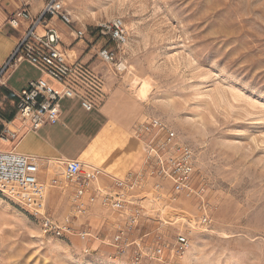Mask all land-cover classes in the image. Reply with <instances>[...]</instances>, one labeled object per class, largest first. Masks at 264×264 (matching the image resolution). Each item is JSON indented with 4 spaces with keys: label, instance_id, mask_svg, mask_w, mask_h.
Masks as SVG:
<instances>
[{
    "label": "rangeland",
    "instance_id": "rangeland-1",
    "mask_svg": "<svg viewBox=\"0 0 264 264\" xmlns=\"http://www.w3.org/2000/svg\"><path fill=\"white\" fill-rule=\"evenodd\" d=\"M64 5L72 20L61 34L68 54L81 60L93 46L97 58L101 47L113 49L126 69L104 63V70L136 101L137 123L161 119L193 149L195 188L203 189L210 224L200 222L204 208L197 195L173 199L168 180L156 192L154 180L146 178L133 193L146 209L131 231L138 244L120 250L112 238L126 220L123 211L90 206L86 216L74 219L77 231L91 234L87 240L57 237L45 231L44 215L0 192V264H135L137 253L155 248L159 235L169 260L139 264H264V0ZM115 17L128 31L123 47L98 30ZM77 30L85 31L83 38L74 36ZM11 98L0 94L7 114L15 109ZM141 144L133 129L113 131L81 160L124 177L133 150L143 155ZM60 184L46 199V214L59 223L76 203L74 184L65 178ZM179 234L191 243L181 256L172 252Z\"/></svg>",
    "mask_w": 264,
    "mask_h": 264
},
{
    "label": "built area",
    "instance_id": "built-area-1",
    "mask_svg": "<svg viewBox=\"0 0 264 264\" xmlns=\"http://www.w3.org/2000/svg\"><path fill=\"white\" fill-rule=\"evenodd\" d=\"M52 19L68 26L72 23L71 16L65 11L64 0H48L42 11L31 17L23 7L10 18V25L18 27L22 21L29 23L24 35L10 56L0 63V88H6L7 77L22 63H28L38 69L48 78H38L14 96V118L21 124L36 131L45 124L58 123L62 115L61 101L66 97H74V85L86 81L87 88L82 98L83 106L91 110L94 107L93 99H97L100 81L93 77L88 67L79 63L63 48L61 32L50 23ZM47 24L43 30L41 25ZM98 30L108 35L118 47H123L128 41V31L124 20L115 17L108 23L98 26ZM76 38H83L84 30H77ZM98 58L108 64H115L118 70L123 71L122 62L117 63L116 52L108 47H101ZM50 80L63 85L62 90L55 89ZM1 120V119H0ZM2 139H15L20 128L13 125V119L1 120ZM135 136L141 140L145 152V161L148 170L138 173H128L119 177L94 164H88L80 159H65L63 177L54 176L49 182L39 178L42 160L33 155H26L12 150H0V192L22 208L34 215H44L45 231L57 237L77 236L81 240L90 237L88 231H77L74 219L86 216L90 206L100 204L116 211H123L126 220L119 227L112 238V244L120 250L134 244L137 240L131 237V231L144 216L145 206L142 198L134 197L136 188L143 184L146 178L153 181V189L158 192L163 187V181L171 183L173 199L181 193L197 195L204 208L200 222L210 224V217L204 207L203 189L195 188L196 157L193 149L179 142L172 129L161 119L150 118L138 123L134 129ZM61 174V175H62ZM103 176L112 180V185L101 182ZM61 178L69 179L74 184V199L76 203L73 211L68 213L62 222H57L46 214V199L50 188L60 184ZM62 187V186H60ZM162 236H157L155 248L142 251L135 256L134 263L142 260L167 262L165 255L167 245L161 243ZM190 239L185 234H179L173 248L177 256L189 250ZM174 255V254H172Z\"/></svg>",
    "mask_w": 264,
    "mask_h": 264
},
{
    "label": "crops",
    "instance_id": "crops-1",
    "mask_svg": "<svg viewBox=\"0 0 264 264\" xmlns=\"http://www.w3.org/2000/svg\"><path fill=\"white\" fill-rule=\"evenodd\" d=\"M47 1L0 0V63H3L10 56L29 25L28 22L22 21L18 27H14L10 25V18L23 7L28 10L31 17H36ZM50 23L54 24L61 34L66 29V25L56 19H52ZM46 25H41L39 30H43ZM95 48L96 46H93L89 49L81 57V60L75 57L79 63L88 67L93 77L100 81L98 97L93 99L94 107L91 110L86 109L82 104V98L87 88L86 81L74 85L76 90L74 97H66L61 101L62 115L60 121L55 124H45L36 131L22 125L19 119L14 118L15 109L11 113H5L3 106L5 102L4 100L0 101V119H13V125L20 128L15 139H2L0 137V150L15 149L20 153L39 157L42 160L39 178L43 182H49L54 177V173L62 171L65 159L78 158L81 160L86 153L91 154L94 151L93 146L98 142L97 139L106 129H109V125L112 126L111 133L113 131L128 133L132 129L134 132L135 126L138 124L141 111L137 109L136 101L124 93L122 87L115 85L112 75L104 70V62L95 56ZM40 77L48 78L32 65L22 63L7 77L6 88L1 87L0 94H4L5 97L12 96L10 102H13L12 106L15 108V94L22 91L29 82ZM50 82L55 89H63L61 83L54 80H50ZM1 120L0 130L2 128ZM141 149L144 156L134 149L131 156L127 158L126 163H128L129 171L126 175L128 173L147 172L145 152L143 147ZM113 172L111 171L112 174ZM115 172L118 173L119 169L116 168ZM101 182L104 185H112V180L106 176L101 178ZM54 192L57 190L50 188V194Z\"/></svg>",
    "mask_w": 264,
    "mask_h": 264
},
{
    "label": "bare ground",
    "instance_id": "bare-ground-1",
    "mask_svg": "<svg viewBox=\"0 0 264 264\" xmlns=\"http://www.w3.org/2000/svg\"><path fill=\"white\" fill-rule=\"evenodd\" d=\"M90 128V127H89ZM111 135V131L109 130V129H106L105 131H104V133L97 139V144L95 145V146H93V149L95 150V149H97V147L99 146V144L104 140V139H106L107 137H109ZM103 144V143H102ZM105 145V144H104ZM119 146V145H118ZM92 149V150H93ZM64 176H65V174H64Z\"/></svg>",
    "mask_w": 264,
    "mask_h": 264
}]
</instances>
